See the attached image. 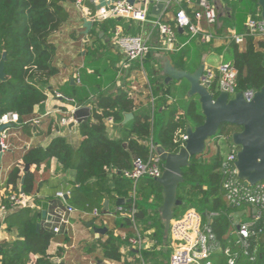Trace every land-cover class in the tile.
I'll return each mask as SVG.
<instances>
[{
  "label": "trees",
  "instance_id": "16d2710c",
  "mask_svg": "<svg viewBox=\"0 0 264 264\" xmlns=\"http://www.w3.org/2000/svg\"><path fill=\"white\" fill-rule=\"evenodd\" d=\"M76 1L0 0V61L4 53L7 55L5 80L0 81V118L5 114H16L18 122L15 128L33 133L44 124L42 121L34 124V110L47 100V92L54 91L51 81L61 71V47L55 36L71 20ZM247 1L249 0H238L234 8H239V2L246 7ZM250 3V17H256L261 11L258 0H250ZM196 10L198 7L186 9V13L193 19ZM245 19L244 17L241 21ZM162 23L171 26L182 41L191 38H184L175 21ZM224 24V28L213 32L214 38L210 41L203 43L200 37L193 39L187 49L171 55V59L183 60L180 69L194 72L203 55L218 59L223 56L224 61L231 63L238 71L236 92L256 93L264 87V39L245 36V29L242 33L244 41L239 45L227 31V21ZM122 25L123 22L118 19L94 23L89 36H79V44L90 38L93 48L86 44V52H99L98 47H101L103 39L112 37L114 29ZM218 38L223 39L226 44L219 50L214 48ZM92 61L85 62L91 65ZM150 75L152 81L149 98L153 99L154 106L151 116L135 115L131 122L123 125L124 117L135 113L136 95L130 87L121 88L114 95L101 92L89 104L92 108L89 120L78 126L82 137L79 146L58 136L46 148L32 145L23 152V163L10 169L6 187L11 186L14 192H20L23 188L25 195L35 198L36 207H40V210L23 207L7 216L5 224L10 232H16L17 239L0 246V264H27L31 255L37 257L35 264H53L48 256V249L55 233L41 225L42 210L47 208V200H43L38 193L40 188L36 172H24L26 165L39 168L52 160L57 161L63 171L75 174L67 203L76 210L92 213L97 209L105 214L104 202L109 200L116 203L119 198L126 200L125 209L135 208L134 220L126 215L118 217L117 225L127 236L124 240L111 230L107 232L106 240L99 243L105 261H122L120 248L130 245L128 240L136 237L137 231L142 238H149L157 245L161 227L158 207L163 204L162 188L154 179L145 177L134 182L126 179L123 173L132 170L134 161L138 158L148 161L152 147H162L168 153H178L185 143L182 137L187 127L201 126L205 119L198 98L188 96L189 84L186 81H174L165 85L161 83L159 69L153 70ZM164 85L168 89L166 92L162 88ZM69 87L71 88L70 85ZM209 92L214 98L219 96L218 80L213 83ZM63 93L75 99L78 106L85 105L84 100L76 98L77 95ZM109 119L120 125L123 138L111 139L108 136L106 121ZM239 131L241 128L230 124L220 127L218 134L207 142L205 152L193 157L190 166L183 170L184 181L178 188L177 198L182 206L194 208L202 215L218 214L212 218L211 227L222 247L238 251V264H264V221L251 228V247L248 251L255 255L254 262H249L244 257V249H235L229 238V234L235 229L231 220L238 219L239 209L230 206L225 198L221 166L230 152L233 134ZM52 187L54 193L62 192L59 183L52 184ZM134 193L136 200L131 201ZM1 204L11 209L8 199L0 200ZM96 249L94 246L88 251L94 253ZM131 254L136 255L134 251ZM142 257L150 264H163L158 254L143 253ZM133 259L134 264H141L136 257ZM213 261L215 264L226 263L225 256L221 254L215 255Z\"/></svg>",
  "mask_w": 264,
  "mask_h": 264
},
{
  "label": "crops",
  "instance_id": "0c3cea01",
  "mask_svg": "<svg viewBox=\"0 0 264 264\" xmlns=\"http://www.w3.org/2000/svg\"><path fill=\"white\" fill-rule=\"evenodd\" d=\"M104 1L107 3L109 2V0ZM237 1L238 0H214L219 15V21L214 26H209L203 21L201 23V28L205 32H214L216 29L220 30L224 28V22L227 21L229 25L227 24L226 28L229 34L242 35L245 30L246 19L251 16L249 11H251L252 8L249 0L246 3V7L239 2V8L235 9L234 4ZM198 2L199 0H151L148 6V19L150 21L160 20L167 23H174L177 12L180 10L186 12V9L198 7ZM160 5L163 7L161 10H158L157 7ZM87 10L93 14L97 9L90 2L85 3L81 9L74 6L71 20L65 26L64 30L55 36L61 47V54L59 56L61 71L59 75L51 81L54 91L47 92V100L42 105L35 107L34 110L35 120L39 119L40 122L42 121L44 124H42L37 132L33 133H29L23 128H15V125L11 126L8 130V137L5 140V144L8 146L9 150L5 151L3 154V158L6 157L7 170L3 172L0 167L1 197L13 191L11 186L6 187L8 173L14 165L23 163L21 156L23 152L29 149L32 145L46 148L52 139L58 136L65 137L68 142L74 146L80 145L82 137L78 131L79 125L77 124L70 128V124L74 121V113L72 114V111L74 110V107H78V105L75 99L68 97L63 93V88H65L67 93L77 95L76 98L78 97V100L79 98L84 100L85 105H80V108H89L92 115V108L89 104L95 100L99 93L102 92L114 95L121 88L130 87L132 92L136 95L137 101V108L135 113L132 114L133 118L129 121L131 122L135 115L151 116L154 112L153 99L149 98L152 81L150 73L153 70L159 69L161 71V83L167 85L168 83L174 82L166 81V76L163 73V60L165 58L169 59L173 67L176 69L190 72L186 69H180L184 63L183 60L178 61L175 58L171 59V55H175L187 49L191 40L199 38L198 36L191 37L182 29H179V31L184 35V38H191L184 42L177 36L175 51H153L145 60L135 61L127 69L122 68L124 57L114 47L111 36H107L103 39L100 45L101 47H98L100 50L99 52H86L88 46L93 48L91 39L87 38L83 43L79 44L78 38L81 34L89 36L90 31L93 29L94 23H92L89 33L87 35L85 34L84 21L89 20ZM244 17L246 18L245 21H241ZM118 20L123 22V25L120 27L123 28L127 35L146 37L153 49H162L164 40L158 30L150 23H142L126 19ZM102 37L103 35H101L100 38ZM224 46H226L224 40L218 38L214 48L219 50ZM91 51H93V49ZM85 61H92V64L88 65ZM222 61H224L223 56L218 59L203 55L199 65L204 63L205 67H217ZM77 75L80 76L79 81L75 79ZM165 85L162 86L164 92L168 90ZM55 92L73 99L75 103L71 104L56 99ZM170 103H172V101ZM63 118H72V120L68 125L62 126L61 120ZM124 121L123 125L127 124L124 123ZM107 133L111 139L124 137L120 125L113 121L108 123ZM30 171L32 173L36 172L37 182L40 188L38 193L43 200H47V208L42 210L41 225L43 228L53 231L50 222L53 218L54 211L56 208H61L68 204L67 199L70 190L69 188L74 184L75 174L73 172L63 171L61 166L55 160H52L48 165H42L39 168L32 166ZM54 183H59L60 189L65 195L64 199L58 198V193H54V188L52 187V184ZM120 199L125 200L124 198H119L118 200ZM106 201L109 202V210H113L117 206V202L111 203L109 200ZM33 204L35 209L40 210V207H36L35 198ZM161 206L158 207V212ZM19 209L20 208L10 209L8 216ZM43 212H45V216L43 215ZM160 219L161 227L159 229L158 243L156 246L154 245V242L149 240V238L143 237L141 248L135 249L131 248L130 245H123L120 248L122 261L109 262L103 259L99 247V243L106 240V235L97 233L94 228H106L108 231L114 230L115 235L124 240L127 236L117 225L119 218L114 219L103 217L96 219L91 213L76 210L71 218L70 225L62 226L59 233L54 234V238L48 249V256L53 264H126V261H128L127 263L129 264H134V257H136L137 260H140L141 264H150L143 259L142 255L143 253H153L158 254L162 258L163 264H169L168 239L165 243L163 239L164 227L162 226L163 220L161 215ZM90 223L94 224L93 227L89 226ZM16 236V232H10L5 223L0 224V246L4 243L14 242L17 239ZM94 246L97 248L96 251L90 253L88 250ZM132 251H134L136 255L133 256L131 254ZM36 261L37 257L31 255L27 264H35Z\"/></svg>",
  "mask_w": 264,
  "mask_h": 264
},
{
  "label": "built area",
  "instance_id": "2783aa9c",
  "mask_svg": "<svg viewBox=\"0 0 264 264\" xmlns=\"http://www.w3.org/2000/svg\"><path fill=\"white\" fill-rule=\"evenodd\" d=\"M151 0H109V5L101 7L93 14L88 10V18L92 23H100L111 19H126L134 20L142 23H150L158 30L164 40L162 49H153L146 37L127 35L122 27H116L112 33V43L114 47L123 55L124 62L123 69H127L135 61H143L153 51H175L177 45V33L173 28L160 20L150 21L148 19V6ZM87 2L98 7L100 0H77L76 8L81 9ZM205 21L209 26H214L219 21L214 0H199L198 10L194 13L193 19L184 11L180 10L176 14L175 22L178 29L184 30L191 37H200L203 43L214 38L213 32H205L201 28V23ZM246 35L264 39V19L261 14L256 17H249L245 24ZM231 38L237 44H242L244 35L230 34ZM238 71L228 62L222 61L217 67H205L204 73L200 79L202 86L208 90L213 83L218 80L219 90L226 92L232 98L236 92V81ZM77 81L80 76L75 77ZM254 92H247L244 94L247 100H251ZM56 99L74 104V100L64 96L61 93L55 92ZM80 106H75L72 114ZM72 118H63L61 125L66 126L70 123ZM113 121L109 119L106 125ZM18 116L14 113L5 114L0 118V126L2 125H16ZM40 120L34 121V124H39ZM8 130L6 129L0 135L3 150L8 151L9 148L5 144L8 137ZM183 140H186V134L183 135ZM185 143L182 145V148ZM240 148L235 144L231 145L230 152L225 158L221 166V174L223 175L222 190L225 198L230 206L239 209L238 219L232 218L235 226L233 232L229 234L231 243L235 249L237 247L244 249L243 255L249 262H254L256 257L251 255L248 251L251 247V228L260 221H264V182L258 183L255 186L243 182L239 179V171L236 166L237 154ZM164 171V165L160 157L156 153V148H152L151 156L148 161L143 159H136L133 164V169L125 171L123 176L126 179L134 182L141 178H151L157 180L161 178ZM57 197L64 199V193L60 192ZM8 199L11 209H18L23 207L34 208L31 196H27L21 192H10L1 197ZM136 200L134 193L130 199ZM76 210L72 206L66 204L64 207H58L54 211L51 220L52 229L54 233H59L62 226L70 225L71 218ZM136 210L134 207L125 209L124 205L116 206L113 210H108L105 214L95 209L91 214L94 218L100 219L102 216L109 218H118L119 215H126L134 220ZM9 214V209L5 204L0 205V224H4ZM218 216L216 213L209 215H202L194 208H187L181 215L175 214L171 222L168 248H169V264H215L213 257L221 254L225 256L226 264H238L239 253L231 247L224 248L217 242V237L211 227L212 218ZM136 228V227H135ZM131 248H141L143 238L137 231L136 237L128 240Z\"/></svg>",
  "mask_w": 264,
  "mask_h": 264
},
{
  "label": "water",
  "instance_id": "95a60500",
  "mask_svg": "<svg viewBox=\"0 0 264 264\" xmlns=\"http://www.w3.org/2000/svg\"><path fill=\"white\" fill-rule=\"evenodd\" d=\"M261 9V16L264 19V0H258ZM109 5V2L100 0L96 9ZM162 5L157 9L161 10ZM92 27V22L84 21L85 34L87 35ZM6 53L3 54L0 61V81L5 80L4 66L6 61ZM163 73L167 82L186 81L190 88L188 96L190 98L197 97L204 123L201 126H188L186 130L185 146L178 153H168L162 147H156V153L164 164V171L161 178L157 179V183L162 188L163 204L159 209L164 226V242L166 243L171 222L175 217L178 208L183 207L177 198L178 188L183 183V170L190 166L193 157L202 155L207 146V142L214 138L223 124H230L241 128L232 136V142L240 148L237 154L236 166L239 171V179L243 182L255 186L264 182V87L256 92L251 100H247L243 93H237L234 97H230L228 93L221 92L217 98H214L207 88L201 85L200 79L205 70V64L201 63L194 72L179 70L173 67L170 60L165 58ZM91 117L89 108H79L74 112V121L70 124V128L87 122ZM133 118L132 114L125 116L124 123H128ZM11 125L0 126V135ZM4 154L3 146L0 139V160ZM31 166L26 165L24 172L30 171ZM24 179L22 180L23 184ZM21 193H24L21 188ZM125 204V200L120 199L117 206ZM109 202L103 205L104 210L108 211ZM45 216V212H43ZM93 223L89 226L93 227ZM39 229V226L37 227ZM94 230L106 235V228H94Z\"/></svg>",
  "mask_w": 264,
  "mask_h": 264
},
{
  "label": "rangeland",
  "instance_id": "374dc122",
  "mask_svg": "<svg viewBox=\"0 0 264 264\" xmlns=\"http://www.w3.org/2000/svg\"><path fill=\"white\" fill-rule=\"evenodd\" d=\"M63 91L66 92L65 88H63ZM0 167L2 168L3 172H5L7 170V162H6V157H4L1 161H0ZM187 209L186 206H183L181 208H178L176 211V216L177 215H181L185 210ZM104 217V216H102ZM165 223L163 221L162 226L164 227ZM226 262V261H225ZM226 264V263H225Z\"/></svg>",
  "mask_w": 264,
  "mask_h": 264
}]
</instances>
